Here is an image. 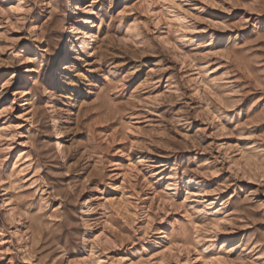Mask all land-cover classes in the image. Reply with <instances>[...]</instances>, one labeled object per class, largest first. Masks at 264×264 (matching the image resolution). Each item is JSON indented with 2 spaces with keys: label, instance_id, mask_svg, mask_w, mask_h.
I'll return each instance as SVG.
<instances>
[{
  "label": "rangeland",
  "instance_id": "1",
  "mask_svg": "<svg viewBox=\"0 0 264 264\" xmlns=\"http://www.w3.org/2000/svg\"><path fill=\"white\" fill-rule=\"evenodd\" d=\"M68 1L0 0V264H264V0Z\"/></svg>",
  "mask_w": 264,
  "mask_h": 264
},
{
  "label": "bare ground",
  "instance_id": "2",
  "mask_svg": "<svg viewBox=\"0 0 264 264\" xmlns=\"http://www.w3.org/2000/svg\"><path fill=\"white\" fill-rule=\"evenodd\" d=\"M75 2L76 0H69L68 1V7L70 11H73L74 7H75ZM86 35L88 34V32L85 33ZM86 40L82 41V46L86 45ZM68 52L72 53L74 51L73 46L69 45L68 47ZM61 123H62V116L60 113H58L57 117L54 119L53 121V130L57 132V139H56V148L58 149L59 152L63 153V143L62 140L65 139V136L62 132V128H61Z\"/></svg>",
  "mask_w": 264,
  "mask_h": 264
}]
</instances>
